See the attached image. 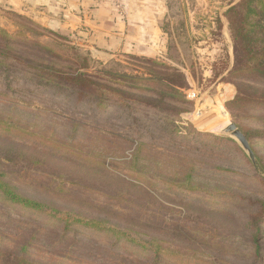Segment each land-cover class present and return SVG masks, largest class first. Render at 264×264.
Listing matches in <instances>:
<instances>
[{
    "label": "rangeland",
    "instance_id": "1",
    "mask_svg": "<svg viewBox=\"0 0 264 264\" xmlns=\"http://www.w3.org/2000/svg\"><path fill=\"white\" fill-rule=\"evenodd\" d=\"M232 3L171 0L166 59L101 60L92 57L85 26L59 28L57 8L0 0V170L7 182L26 198L73 210L83 220L141 222L137 228L155 233L157 245L168 253L161 264H252L255 225L249 223L254 217L261 216L257 226L264 250V134L249 140L247 131H264V106L248 104L235 114L227 108L237 96L234 83L241 80L230 76L234 45L225 13ZM15 56L135 89L133 93L155 96L157 103L162 88L153 76L164 69L154 64L167 65L187 79L180 93L188 102L181 108L188 112L176 122L179 137L161 130L153 112L123 110L112 101L98 108L91 98L76 103L23 70L6 71L2 64L15 62ZM164 103L179 102L167 97ZM231 124L246 136L254 161L225 133ZM141 143L152 144L157 154L144 151L135 163ZM105 160L104 169L98 163ZM164 165L171 169L169 176ZM179 167L195 168L196 188L177 183L173 170ZM73 232L77 234H64L30 207L0 202V259L7 258L8 264L18 245L32 242L35 235L32 253L40 264H151L123 243L118 250L113 238L81 227ZM259 262L264 264V254Z\"/></svg>",
    "mask_w": 264,
    "mask_h": 264
},
{
    "label": "trees",
    "instance_id": "2",
    "mask_svg": "<svg viewBox=\"0 0 264 264\" xmlns=\"http://www.w3.org/2000/svg\"><path fill=\"white\" fill-rule=\"evenodd\" d=\"M225 18L228 21L234 45L235 64L230 72V76L233 79H241L234 83L237 89V96L227 104V108L231 114H235V112L241 111L248 104L264 106V0H240L235 4L232 3L225 13ZM222 25V22L219 21V27H222ZM13 60L15 62L11 64H2L6 71L23 70L33 80L48 84L55 94L64 95L68 99L76 98V103L84 98L96 99L95 106L98 108H104L106 102L112 101L123 110L127 109L129 111L134 109L136 112H153L159 118L156 124L161 130L169 132L171 137H179L180 127L176 122L181 114L188 112L186 109L181 108L182 104L188 102L185 101L184 95L180 93L182 89L187 87V79L184 74L172 70L167 65L154 64L164 70L160 71L161 73L155 74V71H152L154 74L153 78L156 79L162 88V91L159 93L161 102L157 103L156 99H154L156 98L155 96L149 95L145 97L138 92L133 93L135 89L133 91L122 89V85L119 87L108 86L103 82L94 80L91 75L79 71L68 73L21 56H15ZM244 79L258 82L262 87L241 82ZM143 80L150 81L134 77V81L139 82ZM135 88L138 91L142 90L137 89V87ZM167 97H172L179 103L174 105L165 104L164 99ZM255 134L262 135L264 131H247L248 139L254 138ZM148 135L150 139H154L152 138L154 135H150L149 133ZM136 146L134 152L135 163L138 161V155H142L144 151H147V155L151 156L157 154L155 153L157 149L152 144L141 143ZM98 165L105 169L106 160L105 163L99 161ZM164 168L166 169V174L169 176L171 172L168 174L167 170H171L170 167L164 165ZM188 170L179 167L173 171L176 175L177 183L188 189H194L196 188L194 179V172L196 170L195 168ZM219 170L223 172L229 171V169L224 168ZM129 177L133 180H140V177H134L132 174ZM7 178V175L0 170V202L11 206L23 205L30 207L34 213L45 215L49 222L54 227L56 225V228L59 230H63L64 234L74 233L73 228L81 227L83 230L91 231L92 235L113 238L115 247H119L118 250H122L120 244L123 243L132 250V253L142 252L141 254H143V257L147 261L151 260V264H161L168 255L165 249L163 251L157 245L155 233L150 231L143 233L142 229L137 228L141 222H134L133 225H122L121 221L113 222L107 219L108 217H87V219L83 220L78 218L77 213L73 210H64L44 201L26 198L19 189L7 182ZM128 185L134 188L137 187L132 182H129ZM148 186L153 188L150 183ZM258 220H261V216L258 219L254 217L251 223H249L255 225L251 233L254 235V241L256 242V247L252 252V264H260L259 260L264 254L262 245L263 236L260 235L261 229L257 226ZM245 230L247 231V223ZM74 234L76 235L77 233ZM35 237L37 238L36 235L32 236V242L29 241L24 246L18 245L16 252L13 254L12 264H40L32 253L35 247ZM0 240L4 241V238L1 237ZM7 261V258L6 260L0 259V264H8Z\"/></svg>",
    "mask_w": 264,
    "mask_h": 264
},
{
    "label": "crops",
    "instance_id": "3",
    "mask_svg": "<svg viewBox=\"0 0 264 264\" xmlns=\"http://www.w3.org/2000/svg\"><path fill=\"white\" fill-rule=\"evenodd\" d=\"M10 1L43 10L57 8L54 22L61 29L85 26L92 57L101 60L119 56L145 60L168 57L171 38L166 28L171 20V0H67L64 4L62 0Z\"/></svg>",
    "mask_w": 264,
    "mask_h": 264
},
{
    "label": "water",
    "instance_id": "4",
    "mask_svg": "<svg viewBox=\"0 0 264 264\" xmlns=\"http://www.w3.org/2000/svg\"><path fill=\"white\" fill-rule=\"evenodd\" d=\"M225 133H229L231 137L238 141L242 145L243 149L248 153L251 160H255V155L253 150L251 149L249 141L247 140L246 136L235 125H229V127H227V129L225 130Z\"/></svg>",
    "mask_w": 264,
    "mask_h": 264
},
{
    "label": "built area",
    "instance_id": "5",
    "mask_svg": "<svg viewBox=\"0 0 264 264\" xmlns=\"http://www.w3.org/2000/svg\"><path fill=\"white\" fill-rule=\"evenodd\" d=\"M191 97H192V98H196V97H197V93H195V92L192 93V94H191Z\"/></svg>",
    "mask_w": 264,
    "mask_h": 264
},
{
    "label": "bare ground",
    "instance_id": "6",
    "mask_svg": "<svg viewBox=\"0 0 264 264\" xmlns=\"http://www.w3.org/2000/svg\"><path fill=\"white\" fill-rule=\"evenodd\" d=\"M226 113V112H225ZM224 114V113H223ZM227 114V113H226Z\"/></svg>",
    "mask_w": 264,
    "mask_h": 264
}]
</instances>
